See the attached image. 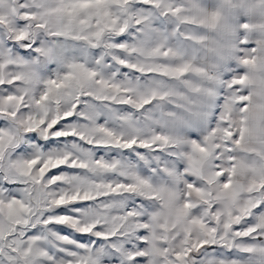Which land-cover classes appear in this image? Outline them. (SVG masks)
<instances>
[{"label":"snow or ice","instance_id":"1","mask_svg":"<svg viewBox=\"0 0 264 264\" xmlns=\"http://www.w3.org/2000/svg\"><path fill=\"white\" fill-rule=\"evenodd\" d=\"M0 264H264V0H0Z\"/></svg>","mask_w":264,"mask_h":264}]
</instances>
